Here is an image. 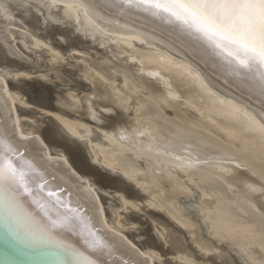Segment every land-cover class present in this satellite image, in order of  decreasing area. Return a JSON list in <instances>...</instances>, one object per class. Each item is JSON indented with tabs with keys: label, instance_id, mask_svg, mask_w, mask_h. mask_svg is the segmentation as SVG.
I'll return each mask as SVG.
<instances>
[{
	"label": "bare ground",
	"instance_id": "bare-ground-1",
	"mask_svg": "<svg viewBox=\"0 0 264 264\" xmlns=\"http://www.w3.org/2000/svg\"><path fill=\"white\" fill-rule=\"evenodd\" d=\"M0 137L48 215L105 247L57 239L100 264H264V95L172 25L115 0H0ZM42 223L28 198L0 207V264H71L34 241Z\"/></svg>",
	"mask_w": 264,
	"mask_h": 264
},
{
	"label": "snow or ice",
	"instance_id": "snow-or-ice-1",
	"mask_svg": "<svg viewBox=\"0 0 264 264\" xmlns=\"http://www.w3.org/2000/svg\"><path fill=\"white\" fill-rule=\"evenodd\" d=\"M122 9H135L172 25L199 48L219 58L236 76H246L264 95V0H115ZM37 171L31 161L0 137V207L5 215L18 218L24 201L30 199L47 223L30 229L36 243L54 247L71 258V264H100L84 251L57 239L60 230L74 231L91 252H101L104 244L78 214L48 215L42 202L43 186L36 188L32 176ZM52 194L49 193V196ZM71 211V210H69ZM75 225V227H74Z\"/></svg>",
	"mask_w": 264,
	"mask_h": 264
},
{
	"label": "rangeland",
	"instance_id": "rangeland-1",
	"mask_svg": "<svg viewBox=\"0 0 264 264\" xmlns=\"http://www.w3.org/2000/svg\"><path fill=\"white\" fill-rule=\"evenodd\" d=\"M70 60V64H79V63H81L80 61H77V60H75V59H69ZM69 60L67 61V62H69ZM44 67H46L45 65H44ZM43 70V69H42ZM42 70H40V73L39 74H36V75H33L32 76V78L34 77V79H32L31 81H28V82H31V83H33V85H34V87H37V84L39 85V82L37 81V80H42V78H41V76H42V74H43V71ZM37 78H39V79H37ZM37 79V80H36ZM83 80V79H82ZM37 81V82H36ZM83 83H88L87 81H85V80H83ZM36 85V86H35ZM61 90H65L66 91V93H67V88L65 89L64 87H61L60 88ZM83 90H80V91H78V92H82ZM76 93V92H75ZM69 94H67V96H68ZM91 98L92 99H94V97L93 96H91ZM122 211V213L124 214V215H127V214H125L126 212L125 211H123V210H121ZM154 212H156V211H154ZM143 221H145L146 222V220L145 219H143ZM133 233H135L134 235H139V233L137 232V231H133ZM138 233V234H137ZM151 235V234H150ZM155 234H153V235H151V237L152 238H154V239H157V237H155L154 236ZM145 240V239H144ZM143 241V240H142ZM218 254L220 253V251H218L217 252Z\"/></svg>",
	"mask_w": 264,
	"mask_h": 264
},
{
	"label": "water",
	"instance_id": "water-1",
	"mask_svg": "<svg viewBox=\"0 0 264 264\" xmlns=\"http://www.w3.org/2000/svg\"><path fill=\"white\" fill-rule=\"evenodd\" d=\"M1 243V242H0ZM2 244V243H1ZM2 245H4V244H2Z\"/></svg>",
	"mask_w": 264,
	"mask_h": 264
}]
</instances>
